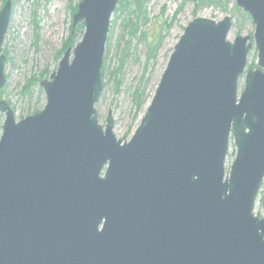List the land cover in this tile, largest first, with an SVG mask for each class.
I'll use <instances>...</instances> for the list:
<instances>
[{
    "label": "water",
    "instance_id": "95a60500",
    "mask_svg": "<svg viewBox=\"0 0 264 264\" xmlns=\"http://www.w3.org/2000/svg\"><path fill=\"white\" fill-rule=\"evenodd\" d=\"M118 0H81L82 39L40 83L45 107L19 121L5 101L0 137V264H264V0H236L232 19L185 27L134 135L98 123L102 64ZM11 0L0 10L2 51ZM230 137L236 156L226 174Z\"/></svg>",
    "mask_w": 264,
    "mask_h": 264
},
{
    "label": "rangeland",
    "instance_id": "374dc122",
    "mask_svg": "<svg viewBox=\"0 0 264 264\" xmlns=\"http://www.w3.org/2000/svg\"><path fill=\"white\" fill-rule=\"evenodd\" d=\"M6 1L0 0V10ZM80 1L11 0V20L2 46L6 81L0 100L11 106L17 121L38 114L45 107L46 94L40 82L50 79L63 54L82 39L83 22L73 25ZM118 2L107 34L101 68L102 92L95 109L102 125L109 112L112 113L114 135L120 139H129L140 124L170 54L185 27L196 17L221 21L229 16L232 27L228 40L233 41L238 35L250 36L252 48L245 72L238 81V96L245 87L247 70L262 69L258 64L252 18L240 7L236 8V0ZM5 118V113L0 112V137ZM229 141L226 174L237 153L233 137ZM263 196L262 186L254 209L259 217H264V205H260Z\"/></svg>",
    "mask_w": 264,
    "mask_h": 264
},
{
    "label": "bare ground",
    "instance_id": "6f19581e",
    "mask_svg": "<svg viewBox=\"0 0 264 264\" xmlns=\"http://www.w3.org/2000/svg\"><path fill=\"white\" fill-rule=\"evenodd\" d=\"M216 21H217V20H216ZM229 33H230V32H229ZM229 41H230V40H229ZM247 63H248V62H247ZM246 66H247V65H246ZM245 69H246V68H245ZM248 71H251V70L248 69L247 72H248ZM244 72H245V71H244ZM247 72H246V74H247ZM238 88H239V85H238ZM1 101L4 102L5 100H1ZM148 105H149V104H148ZM145 111H146V110H145ZM96 113H97V111H95V114H96ZM145 113H146V112H145ZM145 113H144V114H145ZM96 115H97V118H98V114H96ZM27 116H28V115H27ZM98 119H99V118H98ZM98 123H99V120H98ZM99 124H100V123H99ZM100 125H102V124H100ZM105 125H106V124H105ZM105 125H103V126L105 127ZM137 128H138V127H137ZM137 128H136V129H137ZM113 132H114V131H113ZM134 132H135V131H134ZM134 132H133V133H134ZM133 135H134V134H133ZM133 135H132V136H133ZM116 136H117V135H116ZM132 136H131V137H132ZM131 137H130V138H131ZM117 138L120 139L118 136H117ZM130 138H129V139H130ZM129 139L127 138V139H124V140H125V141H128ZM122 140H123V139H122Z\"/></svg>",
    "mask_w": 264,
    "mask_h": 264
},
{
    "label": "trees",
    "instance_id": "16d2710c",
    "mask_svg": "<svg viewBox=\"0 0 264 264\" xmlns=\"http://www.w3.org/2000/svg\"><path fill=\"white\" fill-rule=\"evenodd\" d=\"M236 8L239 10V7L236 6ZM137 101H138V95H137ZM137 104L139 105L140 104V101H138ZM260 205H264V196H263V198L261 200V204Z\"/></svg>",
    "mask_w": 264,
    "mask_h": 264
}]
</instances>
